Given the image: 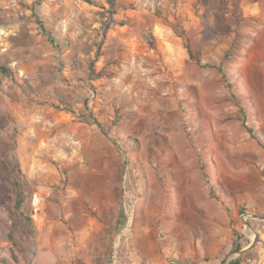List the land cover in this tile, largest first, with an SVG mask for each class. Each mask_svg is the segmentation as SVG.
<instances>
[{"label": "rangeland", "instance_id": "obj_1", "mask_svg": "<svg viewBox=\"0 0 264 264\" xmlns=\"http://www.w3.org/2000/svg\"><path fill=\"white\" fill-rule=\"evenodd\" d=\"M93 1L0 0V257L264 264V0Z\"/></svg>", "mask_w": 264, "mask_h": 264}, {"label": "trees", "instance_id": "obj_2", "mask_svg": "<svg viewBox=\"0 0 264 264\" xmlns=\"http://www.w3.org/2000/svg\"><path fill=\"white\" fill-rule=\"evenodd\" d=\"M83 1H85L86 3H88L91 6H96V2H94L93 0H83ZM39 24H40L39 27L41 28V31L43 33H46V31L43 28V26L41 25V23H39ZM47 37L49 38L48 34H47ZM49 41L51 43L53 42L52 40H50V38H49ZM217 69H218L219 72H221L220 68H217ZM0 74L4 75L6 77L12 78L13 80L16 81L15 76L12 74V72H11V70L9 68L0 66ZM248 131L250 133H252L251 129H248ZM14 185H15V188H16L15 209L17 211H19L21 217L23 218V220L27 224L30 232L32 234H34L35 233V228H34V224H33L32 218L29 217L28 215H26L23 211H21L23 199H22V191L20 190V184L17 181H15ZM245 244H246V241L244 240V237L242 235H236V237L232 240V243H231V253H239V252L241 253L242 249L245 247ZM241 263H242V253L239 256L229 260L225 264H241ZM0 264H10V263H9V261L7 259L0 257Z\"/></svg>", "mask_w": 264, "mask_h": 264}, {"label": "bare ground", "instance_id": "obj_3", "mask_svg": "<svg viewBox=\"0 0 264 264\" xmlns=\"http://www.w3.org/2000/svg\"><path fill=\"white\" fill-rule=\"evenodd\" d=\"M164 181V180H163ZM166 184V183H165ZM162 186V185H161ZM158 188V187H157ZM159 188H160V186H159ZM162 189V188H161ZM160 190V189H159ZM163 190V189H162ZM168 190V189H167ZM157 193H158V191H157ZM159 195H158V197L156 196V201H157V203H161L160 201H161V195H160V193H158ZM164 199V198H163ZM153 205V204H152ZM159 206V205H158ZM166 207H168V206H166ZM161 208V207H160ZM170 209V208H169Z\"/></svg>", "mask_w": 264, "mask_h": 264}, {"label": "water", "instance_id": "obj_4", "mask_svg": "<svg viewBox=\"0 0 264 264\" xmlns=\"http://www.w3.org/2000/svg\"><path fill=\"white\" fill-rule=\"evenodd\" d=\"M239 254H240V252H239V253H237V254H236V256H238Z\"/></svg>", "mask_w": 264, "mask_h": 264}]
</instances>
